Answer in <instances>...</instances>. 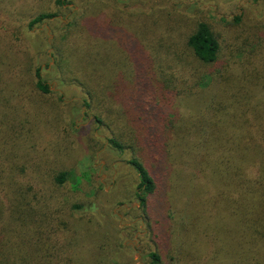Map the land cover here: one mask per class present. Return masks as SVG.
Masks as SVG:
<instances>
[{
  "label": "trees",
  "instance_id": "trees-1",
  "mask_svg": "<svg viewBox=\"0 0 264 264\" xmlns=\"http://www.w3.org/2000/svg\"><path fill=\"white\" fill-rule=\"evenodd\" d=\"M68 3L55 0L57 7ZM22 5L24 0H0V264H67V260L74 264L65 239L70 231L67 215L84 209L73 199L82 179L74 171H52L46 166L52 148L58 146L59 153L62 144L69 143V125L63 128L59 119L53 120L50 107L36 110L28 104L26 113L37 126L36 139L29 146L13 132L10 118V114L15 118L20 100H28L25 86L39 97L55 94L43 68L28 63L32 49L14 28ZM85 15L72 16L62 37L66 45L50 75L80 89L83 108L103 128L116 123L108 112L111 88L117 94L115 101L126 107L134 124L126 129L129 138L120 131L109 143L130 153L129 164L140 179L137 197L142 210L150 209L161 188L168 191L162 186L169 176H181L197 188L199 214L208 218V232L200 239L208 250L204 255L188 252L191 231L181 225L183 252L176 264H264V26L250 27L248 35L240 38L241 47L231 50V58L216 67L224 51L209 23L199 22L183 37L189 54L176 42L157 45V56L146 52L139 37H119V46L112 43L115 30L110 19L105 24V10L96 21H77ZM125 17L121 11L112 22L117 18L124 22ZM55 18L57 13H41L27 28ZM234 20L240 24L242 17ZM110 54L116 57L114 63ZM163 55L167 62L157 70L153 62ZM100 61L108 67L106 73L98 71ZM207 67L210 71L204 72ZM125 70L126 80L120 82ZM117 72L122 74L118 77ZM156 79L164 93L155 86ZM121 91L124 95L130 91L127 98ZM190 108L203 116L181 115ZM50 136L59 139L54 138L46 150L32 145ZM178 216L182 223L181 212ZM150 256L153 264H162L158 253Z\"/></svg>",
  "mask_w": 264,
  "mask_h": 264
},
{
  "label": "rangeland",
  "instance_id": "rangeland-1",
  "mask_svg": "<svg viewBox=\"0 0 264 264\" xmlns=\"http://www.w3.org/2000/svg\"><path fill=\"white\" fill-rule=\"evenodd\" d=\"M66 1L69 3L63 8L55 6V0L46 2L24 0L25 6L22 5L18 15L19 21L14 24V28L21 31L24 40L32 49L30 54L32 59L28 63H35L43 68V77L55 94L39 97L37 93L32 92V87L25 86L23 89L24 93L28 92L26 95L28 100H20L19 106L14 111L15 118L13 114H10V118L15 125L13 132L20 134L28 145L36 139L37 129V126L30 122L31 117L28 112L26 113V106L30 103L36 110L50 107L53 110L51 115L53 120L59 119L58 124L63 128L69 125L71 137L69 143L62 144L59 153H57L58 146L53 147L50 163L46 166L52 171H74L79 179L83 180L79 187L80 191L73 199L84 209L79 213L71 211L67 215L70 231L67 232L65 239L69 240L70 258L74 264H153L150 255L158 253L162 264H176L178 259L182 258L183 252L179 239L181 225L191 231L192 238L186 250L204 255L208 247L200 236L208 232V218L199 214V193L196 187H192V183L187 184L181 176H169L168 183L164 182L162 186L167 187L168 191L164 192L161 188V191L154 196L150 209L146 212L142 210L137 197L140 179L129 164L130 153L120 152L109 143L114 135L121 132H125L129 138L126 129H131L134 125L131 116L125 112L126 107L124 109L120 102L115 101L117 94L113 88L107 92L112 102L109 106L112 109L108 112L115 116L118 125L110 123L106 129L96 123L92 112L87 114L86 109L83 108L84 96L81 90L61 83L60 76H52L50 73L54 71L60 51L66 45L62 37L66 34V27L71 23L72 16L78 12L86 13V19L75 16L78 22L84 24L87 21L98 20L103 10L108 14L105 24L110 19V26L115 30H113L112 43L119 46L118 43L122 45L118 41L119 37L125 39V36H129L137 40L139 37L146 52L157 56L158 51L155 50L157 45L176 42H179L178 45L185 54H189L185 50L183 37L195 29L199 22L209 23L221 38L224 52L216 66L220 67L228 57L231 58V50L241 47L240 38L242 35H248L250 27L264 26V0ZM121 11L126 16L124 22H120L119 18L112 22ZM45 12L57 13L58 18L47 21L35 29L27 28L32 18ZM238 16L242 17L240 24H236L234 20ZM262 32L264 34V28ZM0 42L3 44L2 41ZM54 50L57 52L56 56L53 55ZM116 52L119 56L120 51L116 50ZM104 58V56L100 57V59ZM109 58V61L114 63L116 57L110 54ZM163 59L164 55L153 62L156 69L161 67L162 63L166 64L167 61ZM96 64L98 71L107 72L108 67H104L103 61ZM204 69V72L210 71L208 67ZM127 72L124 71L120 82ZM118 74L122 73L117 72L119 77ZM158 82L157 79L154 81L155 86L164 93ZM129 92L124 95L121 91L120 94L122 98H127ZM183 113L181 115L187 117L203 116L200 110L192 108ZM113 116L111 117L114 118ZM54 138L57 137L50 136L45 141L36 140L32 145L37 146L39 151L46 150L45 147L52 146ZM138 153L137 151V155ZM58 154L66 156L61 157ZM179 212L182 223L181 220L179 221ZM190 223H193V226ZM66 262L70 263L69 260Z\"/></svg>",
  "mask_w": 264,
  "mask_h": 264
}]
</instances>
